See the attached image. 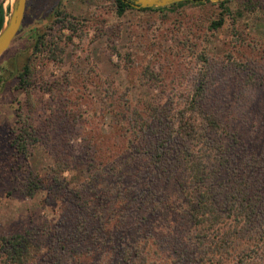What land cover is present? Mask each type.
Instances as JSON below:
<instances>
[{
    "label": "trees",
    "instance_id": "1",
    "mask_svg": "<svg viewBox=\"0 0 264 264\" xmlns=\"http://www.w3.org/2000/svg\"><path fill=\"white\" fill-rule=\"evenodd\" d=\"M58 1L52 26L73 34L78 21ZM232 1L137 9L124 0H100L117 17L127 10L217 5L205 29L219 30L226 18L232 24L236 38L223 54L236 74L231 92H210L203 79L191 91L193 79L178 78L176 71L189 55L208 64L206 50L197 51L202 39L188 29L174 49L157 42L156 30L145 54L174 75L158 80L160 92H118L110 82L88 117L82 97L71 106L67 95L55 102L41 139L33 118L36 92L29 90L31 60L46 52L60 62L63 48L61 37L36 36L15 75L26 92L8 143L27 165L37 145L49 151L47 172L29 169L23 192L34 198L45 191L44 201L57 214H38L23 231L0 235V264H264V36L245 32L248 21L264 14V0H241L235 7ZM6 17L0 3V30ZM151 58L141 66L147 76L142 82L150 84L157 80ZM52 131L58 134L51 140Z\"/></svg>",
    "mask_w": 264,
    "mask_h": 264
},
{
    "label": "rangeland",
    "instance_id": "2",
    "mask_svg": "<svg viewBox=\"0 0 264 264\" xmlns=\"http://www.w3.org/2000/svg\"><path fill=\"white\" fill-rule=\"evenodd\" d=\"M57 1L27 0L20 28L0 56V235L23 231L32 220L38 218V214H57L51 201H44L45 191L34 198L27 197L23 192L29 169L42 176L47 172L49 151L37 145L27 165L16 156L8 143V130L15 122L16 109L23 106L26 92L16 86L15 75L32 54L38 34L45 33L47 38L61 37L63 48L60 62L52 61L46 52L31 60L34 67L29 90L36 92L38 105L33 118L40 139L48 134L45 126L55 111V102L65 100L67 95L70 105L78 96L82 97L81 110L88 117L99 107L98 92L107 90L110 82L118 92L127 89L128 92H160V85H155L159 83L158 80H169L174 75L169 65L162 68L161 60H153L145 54L151 48L147 38L152 36V31L160 34L157 35L159 44L174 49L181 45V35L188 29L202 39L201 42L198 40L197 51L206 50L208 64L203 63L200 55L192 57L188 54L176 71L178 78L193 79L191 91L203 79L210 92H231L230 79L236 76L231 65H226L223 56L236 38L231 35L230 20L226 18L217 31L206 32L205 29V18L219 12L215 4L189 3L175 12L164 13L127 10L122 17H117L100 0H63L62 6L72 12L78 22L73 34L69 29H63L61 35L59 26H52L55 18L52 5ZM0 3L8 16L13 0H0ZM230 4L235 7L242 3L241 0H233ZM163 31L166 32L163 34ZM245 32L264 36V14L256 22L248 21ZM193 40L191 36L188 42ZM150 58L152 74L157 79L152 84L142 82L147 76L141 74V66ZM260 68L264 69V61H261ZM109 122L111 120L107 117L103 122L105 129ZM49 134L52 140L58 133L52 131ZM65 174L70 176L69 172Z\"/></svg>",
    "mask_w": 264,
    "mask_h": 264
},
{
    "label": "water",
    "instance_id": "3",
    "mask_svg": "<svg viewBox=\"0 0 264 264\" xmlns=\"http://www.w3.org/2000/svg\"><path fill=\"white\" fill-rule=\"evenodd\" d=\"M137 9L164 7L187 0H124ZM219 1V0H210ZM27 0H13L9 15L0 30V56L8 48L20 28L25 13Z\"/></svg>",
    "mask_w": 264,
    "mask_h": 264
}]
</instances>
